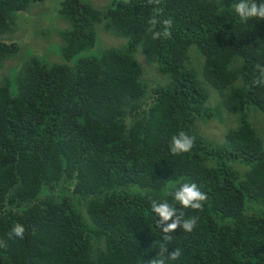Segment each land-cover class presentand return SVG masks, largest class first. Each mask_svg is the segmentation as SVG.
I'll use <instances>...</instances> for the list:
<instances>
[{"label":"trees","instance_id":"16d2710c","mask_svg":"<svg viewBox=\"0 0 264 264\" xmlns=\"http://www.w3.org/2000/svg\"><path fill=\"white\" fill-rule=\"evenodd\" d=\"M44 1L0 0L1 71L20 58L0 82V264H147L165 243L153 199L197 218L191 232L169 234V252L182 255L166 264H264V134L246 115L252 106L264 111V85L254 83L264 66V20H242L240 0H112L103 8L55 0L38 35H52L54 17L64 21L55 31L64 61L47 63L18 34L20 15ZM153 17L172 21L171 39H152ZM102 20L126 38L121 46L92 50ZM138 45L165 84L149 87L142 77ZM191 46L219 103L237 116L225 142L195 126L216 112L187 63ZM181 131L194 145L173 155ZM185 182L207 194L202 210L174 201ZM17 224L23 238H9Z\"/></svg>","mask_w":264,"mask_h":264},{"label":"rangeland","instance_id":"374dc122","mask_svg":"<svg viewBox=\"0 0 264 264\" xmlns=\"http://www.w3.org/2000/svg\"><path fill=\"white\" fill-rule=\"evenodd\" d=\"M47 1V0H45ZM42 2L45 3V5H42V3H39L38 5L31 7L29 11L23 13L19 17V25H21V22H23L22 26H24V30L19 27L18 34L20 37H23L25 34H28V39L24 44L28 46L27 48L33 49L35 52H39L40 55H37L41 59H43L47 63H55V62H63V57L61 55L60 49L57 48V45L60 43L59 36L56 30H59L63 28L66 24L64 21L55 18L52 19L53 23V32L51 36H46L43 33V38L41 35H38V32H42L41 28L43 26H47L49 23L50 17L53 16L52 12V5L55 0H49L48 2ZM93 6L98 8H103L106 6H109L112 4V0H88ZM43 13V15L41 14ZM17 13H15L13 16H15ZM31 20H33V23H31ZM13 23L11 24V31L5 33L4 36H8L9 34L14 32ZM104 24V21L96 23L95 28L97 32V41L95 46L92 48L94 50L95 48L99 47H107V46H121L125 39L124 37H117L112 35L111 33L107 32V30L102 26ZM19 43H21V39H16ZM195 49V46H191L188 50V60L187 63L192 68L195 69L197 72L198 79L200 83L203 85V87L206 89L208 93L207 98V105L210 107H213L216 114L212 119H209L208 121L204 122V120H198L195 122L196 128L198 127V130L201 134L206 136L207 138L211 139V141L214 142H225L226 141V133L231 128L234 127L235 124L238 123V119L235 113L233 115L235 117H231L230 113L227 111V107L224 105V107L221 106L219 101L223 103L222 97L219 96L218 91L209 84L202 75V64H203V58L199 56V60H196L192 56V50ZM134 57L139 61V63L142 65V67H146V73H144L143 69V75H145L149 87L154 83H161L165 84V78L161 76H165L161 74L160 72L156 71L154 65L150 63L147 59L144 58L142 53V47L141 45H138L136 47V50L134 51ZM19 57L14 59H9L5 61L4 69L1 71L0 69V82L2 78H4L5 75L10 76L12 78V74L8 71V66L12 67L16 65L19 61ZM236 60L240 61L241 59L239 57H236L232 62L231 66L236 64ZM69 63H72L70 61ZM167 77V75L165 76ZM144 80V78H142ZM145 82V80H144ZM247 119L253 124L254 128L256 129L257 133L264 134V111L259 109L257 106H252L246 111ZM200 122V123H199ZM231 123H234L233 125H230ZM230 125V126H228ZM259 134V135H260ZM261 137H264L260 135ZM215 139V140H214ZM229 165H231L234 169H237L240 173H244L247 166L242 164L238 160H229Z\"/></svg>","mask_w":264,"mask_h":264},{"label":"clouds","instance_id":"9594fccd","mask_svg":"<svg viewBox=\"0 0 264 264\" xmlns=\"http://www.w3.org/2000/svg\"><path fill=\"white\" fill-rule=\"evenodd\" d=\"M127 3V0H125ZM150 4H159L161 0H148ZM221 3V0H219ZM235 11L244 21L250 18H260L264 20V3L257 4L255 0H240L235 5ZM152 31V39H171L172 38V27L173 23L170 19H164L162 22L158 21L157 18L153 17L148 21ZM158 23L163 24L161 30H155ZM66 24V23H65ZM66 26V25H65ZM64 26V27H65ZM259 71V76L254 81L257 85H264V66H256ZM194 145V137L187 135L181 131L178 135L172 137L170 142V151L173 155L185 153L191 151ZM174 201L178 202L184 208L191 209H203V202L207 200V194L201 191L200 187L195 182L182 183L174 193H172ZM151 208L154 213L159 217L158 224L160 225L164 235L163 241L165 243L159 244V258L151 259L147 264H166L167 260L176 261L181 255L180 248H174L169 252V243L172 240L170 233L174 232L178 228H182L185 232H191L197 224V218L191 217L189 219H183V213L177 212V209L170 203L165 201H157L153 199L151 201ZM172 221L168 223V221ZM23 225L17 224L9 233V238L13 236L23 238L24 235Z\"/></svg>","mask_w":264,"mask_h":264}]
</instances>
